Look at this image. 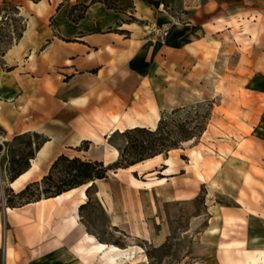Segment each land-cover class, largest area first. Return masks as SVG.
<instances>
[{"label": "crops", "instance_id": "1", "mask_svg": "<svg viewBox=\"0 0 264 264\" xmlns=\"http://www.w3.org/2000/svg\"><path fill=\"white\" fill-rule=\"evenodd\" d=\"M131 2L132 13L123 14L91 0H0L25 16L21 37L0 56V131L5 141L26 133L47 140L34 154L37 168L13 190L39 180L66 148L99 144L112 129H128L127 121L149 129L152 120L156 127L165 112L184 105L180 84L190 76L186 68L196 64V45L219 42L227 50L220 57L223 90L244 91L252 99L246 106L240 98L222 101L219 108L234 119L220 118L235 128L246 142L244 155L256 162L242 163L230 204L207 208L204 253L190 264H264V0ZM76 5L88 8L72 22ZM129 15L142 26L128 23ZM165 24V43H152L151 29ZM44 147L47 155L38 158ZM165 167L162 176L172 175ZM84 186L3 210L8 230L0 264L100 259L99 247L110 245L99 243L82 222ZM105 195L95 193L107 210L112 201Z\"/></svg>", "mask_w": 264, "mask_h": 264}, {"label": "rangeland", "instance_id": "2", "mask_svg": "<svg viewBox=\"0 0 264 264\" xmlns=\"http://www.w3.org/2000/svg\"><path fill=\"white\" fill-rule=\"evenodd\" d=\"M24 19V14L22 16L18 10L14 12L9 6H0V56L15 42V34L22 28ZM134 24L142 26L139 22ZM196 47V64L189 65L184 73L190 70V76L181 79L184 105L165 112L163 116L166 121H192L189 128L202 126L204 130L200 135L182 143L176 150L128 168L113 166L124 146L120 132L100 139L99 144L81 142L77 147L64 150V155L69 158L101 161L105 167H112L106 177L96 182L86 194V204L80 210V217L87 231L99 243L131 252V257L136 258L134 264H190L201 256L204 248L200 247V236L206 224L207 208L230 204L240 180L242 163L256 160V156L244 155L246 142L240 141L235 128L220 118L226 115L234 119L219 108L222 101L235 103L240 98L245 106L251 105L252 101L244 91L228 92L222 88L220 57L227 50L222 52L219 42H203ZM261 85L264 87V77ZM260 103L264 108V94L260 95ZM173 111L176 113L172 115ZM96 118L94 120L97 121ZM261 122L264 126V116H261ZM4 138L2 136L4 152L0 156L1 248L8 230L3 210L51 195L63 179L55 173L50 181L38 182L48 174V169L39 180L29 182H38V186L31 185L26 193L19 196L18 193L29 183L22 189L9 187L7 169L11 166L10 160L17 161L13 164L14 169L21 168L34 148L33 144L39 140L28 136L11 141ZM249 147L250 150L253 148ZM165 166H169L168 173L172 175L162 176ZM85 185L91 186L90 183ZM97 189L104 197L105 193L110 194L112 203L109 209L105 210L96 198ZM99 263L95 258L93 264ZM121 264L131 263L125 261Z\"/></svg>", "mask_w": 264, "mask_h": 264}, {"label": "trees", "instance_id": "3", "mask_svg": "<svg viewBox=\"0 0 264 264\" xmlns=\"http://www.w3.org/2000/svg\"><path fill=\"white\" fill-rule=\"evenodd\" d=\"M95 2L102 3L108 10L123 14H126L127 11L132 13L133 9L131 0H91V3ZM9 8L14 12H17L15 7L9 6ZM87 8L88 5L73 6L69 12L70 20L72 22L80 20ZM74 11H78L75 17L73 16ZM128 18V23L136 22L132 15H129ZM23 31L24 24L19 32L15 34V42L21 37ZM175 113L176 112L173 111L172 115ZM191 122L192 121H184L179 123L172 119L166 121V118L162 115L154 129L135 127L123 131L120 133V136L124 140V146L121 148L118 160L113 163V166L116 168H128L141 161L143 162V160L145 161L158 155L165 154L171 150L178 149L182 143L193 140L204 130L202 126L189 128V124ZM22 136L37 139L39 142L33 144L34 148L26 157V161L21 168L14 169L13 164L17 161L15 159L10 160L11 166L7 169L10 176V183L29 168V160L34 158L35 152L38 151L47 141L46 138L36 133H26L15 137L13 140ZM111 169V166L105 167L101 161H85L78 157L69 158L62 154L52 162L49 167L48 174L38 182L46 183L50 181L55 173L63 178L60 185L54 187L53 193L44 198L55 197L68 190L91 183V186L86 190L87 194L88 191L93 188V182L95 180L104 179L106 177V173ZM38 182L29 183L18 193V195L22 196L26 193L31 185L38 186ZM40 199L41 198L34 201H28L25 204L32 203ZM10 208H15V206Z\"/></svg>", "mask_w": 264, "mask_h": 264}, {"label": "bare ground", "instance_id": "4", "mask_svg": "<svg viewBox=\"0 0 264 264\" xmlns=\"http://www.w3.org/2000/svg\"><path fill=\"white\" fill-rule=\"evenodd\" d=\"M136 123L132 122V121H127V126L129 127L128 129H132V128H135V127H145V126H142V125H137ZM148 125H149V127H151L149 129H154L155 128L154 122L152 120L148 121ZM115 131H118V132L122 133L125 130H123L122 126H119V130L112 129L108 133L107 138H109L110 135H112ZM47 148L48 147H44V149L39 153L38 158L45 157V155H47V153H48ZM37 163L38 162L35 161L34 159L31 160V169L26 171V172H24V173H22L20 176H18L17 179H15V181H13V182H11L9 184V187H11L13 189V188H16L17 185L20 186L21 182H23L26 179H28L29 175L31 174V171H33V170H35L37 168ZM89 186L90 185H87V186L85 185L84 187L88 188ZM6 212L10 213L11 209H7ZM99 249L101 250V251H99V252H101V254H100V259L98 258V260L105 261L107 264H121V263H123L125 261H128L131 264H134V261L136 260V258L131 257L132 253H128L126 251H123L122 249H119V248H117V247H115L113 245H110V246H107V247L100 246ZM133 255H134V253H133Z\"/></svg>", "mask_w": 264, "mask_h": 264}, {"label": "built area", "instance_id": "5", "mask_svg": "<svg viewBox=\"0 0 264 264\" xmlns=\"http://www.w3.org/2000/svg\"><path fill=\"white\" fill-rule=\"evenodd\" d=\"M168 33H169V26L165 24L151 29L149 37L152 43L156 42L159 44H164L168 36ZM3 152H4L3 139L2 136H0V156Z\"/></svg>", "mask_w": 264, "mask_h": 264}]
</instances>
